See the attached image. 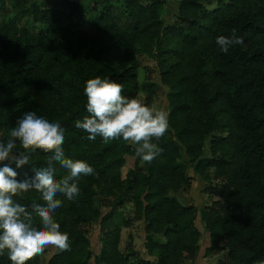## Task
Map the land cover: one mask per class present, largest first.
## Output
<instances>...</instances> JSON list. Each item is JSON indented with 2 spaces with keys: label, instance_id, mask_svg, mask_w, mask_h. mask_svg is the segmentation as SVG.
Instances as JSON below:
<instances>
[{
  "label": "trees",
  "instance_id": "obj_1",
  "mask_svg": "<svg viewBox=\"0 0 264 264\" xmlns=\"http://www.w3.org/2000/svg\"><path fill=\"white\" fill-rule=\"evenodd\" d=\"M11 1L16 17L30 16L41 30L13 19L0 25V140L6 141L23 113L33 111L59 122L65 156L97 173L81 176L75 201L58 195L64 205L53 215L69 234L70 249L54 250L44 264H151L132 259V250H119L114 216L126 203L144 220L154 264L195 257L196 209L170 194L190 186L188 164L218 196L200 209L210 239L205 254L220 253L215 264H264V0H178L171 22L164 20V0ZM233 29L243 44L222 52L215 39ZM145 59L156 73L145 103L156 83L167 88L168 129L153 141L161 151L151 163L123 139L88 140L75 127L89 115L87 79L106 77L123 86L122 95L137 99ZM127 154L134 156V167L123 177ZM51 156L37 149L20 168L8 161L0 167L9 164L16 179L24 180ZM53 166L57 180L66 175L58 162ZM14 199L29 211L32 202L44 204L35 190ZM94 221L102 242L93 259L86 225ZM0 264H11L7 252ZM27 264H43L41 256Z\"/></svg>",
  "mask_w": 264,
  "mask_h": 264
},
{
  "label": "clouds",
  "instance_id": "obj_2",
  "mask_svg": "<svg viewBox=\"0 0 264 264\" xmlns=\"http://www.w3.org/2000/svg\"><path fill=\"white\" fill-rule=\"evenodd\" d=\"M215 43L226 53L233 45L243 44V38L233 29L230 36H217ZM83 92L89 115L76 120L75 127L86 132L88 140L97 136L105 142L123 139L134 146L136 156L143 162L151 163L155 159L161 149L153 141H159L168 129L167 113L163 109L125 97L120 83L99 75L84 82ZM64 142L60 123L33 111L23 113L6 141L0 140V162H14L16 168L28 164L31 153L37 149L52 153L47 166L34 168V175L24 180L16 179L18 173L9 164L0 167V254L7 252L11 264H27L49 248L56 252L70 249L69 234L62 232L54 219L53 214L64 205L57 197L75 201L80 193L81 176L97 173L83 160L67 158ZM53 161L66 170L59 180L54 176ZM30 190L39 192L44 201L43 205L32 202L31 211L14 199ZM33 214L39 217V226L34 223Z\"/></svg>",
  "mask_w": 264,
  "mask_h": 264
},
{
  "label": "rangeland",
  "instance_id": "obj_3",
  "mask_svg": "<svg viewBox=\"0 0 264 264\" xmlns=\"http://www.w3.org/2000/svg\"><path fill=\"white\" fill-rule=\"evenodd\" d=\"M4 1V2H2ZM40 1V0H38ZM166 11L164 13L165 22H171L173 15L176 12V5L178 0H164ZM57 9H63V7L57 6ZM88 13L91 12L88 10ZM9 19H13L19 25H25L34 31L41 30L40 25L36 24L30 16L23 15L16 17V9L14 3L11 0H0V25L7 22ZM143 66L139 69L138 80L141 86L137 99L141 100L147 106L163 109L166 113L168 112L166 91L167 88L159 83L154 86V95L150 103H145V97L147 94L148 81L153 80L155 82L156 73L152 70L151 60H143ZM134 167V156L125 155V163L121 168V174L124 177L129 168ZM188 174L191 176L190 186L179 192H170L175 195L181 202L194 206L196 209L195 224L200 231L199 249L195 257L188 259L184 264H215L217 261L218 254H205V249L210 244L209 232L205 228L203 221L200 216V209L209 207L213 200L218 199V196L210 191L207 187L206 182L201 176L194 171L191 165L188 164ZM104 212L109 210V207H103ZM127 220V223L125 221ZM114 221L120 229V239L118 243L119 250L122 252H128L132 250L134 254L131 256L144 258L150 260L151 264L155 263L156 257L147 252L145 242L147 234L144 231V220L138 217L134 211L132 203H126L117 208L114 216ZM89 249L93 253V259L98 256L101 250V231L97 221L91 222L86 225ZM54 249H46L41 256L42 263L46 262V259L51 255ZM105 264V263H98Z\"/></svg>",
  "mask_w": 264,
  "mask_h": 264
}]
</instances>
